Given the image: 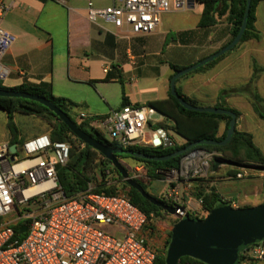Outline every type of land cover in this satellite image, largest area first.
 Masks as SVG:
<instances>
[{
	"label": "crops",
	"instance_id": "0c3cea01",
	"mask_svg": "<svg viewBox=\"0 0 264 264\" xmlns=\"http://www.w3.org/2000/svg\"><path fill=\"white\" fill-rule=\"evenodd\" d=\"M5 3L9 9L0 16V27L13 33L16 40L0 60V65L7 71L6 77L1 79L3 85H48L53 95L75 103L74 115L78 117L80 113H85V119L109 115L113 110L122 108L123 85L131 104L167 99L173 73L170 63L191 66L226 46L231 39L227 15H223L213 26H199L203 6L198 2L193 7H189V3L183 8L189 12L180 17V27L174 28L167 21L162 23L160 20L157 29L151 33H135L127 26L120 27L123 30L120 32L103 28L90 20L87 6H73L70 0H5ZM255 14V26L260 35L258 39L246 40L215 58L216 62L207 68L192 70L181 76L176 81V87L184 95L201 103L200 106H215L223 102L237 110V129L250 133L264 154V118L254 108V96L257 94L264 114V0L258 3ZM60 19L65 22L62 27L58 25ZM161 24L164 28L159 30ZM105 67H108V71H104ZM254 72L256 79L251 81ZM151 78L159 80L149 81ZM107 83L120 86V104L107 96ZM80 84L96 85L106 104L105 109L100 110L101 114L91 113L89 104L83 106L84 102L77 103L70 98L71 91ZM151 109L152 113H159ZM3 112L7 135L0 140V146H10L12 134L8 128V115ZM22 115L27 114H14L17 137L22 144L43 134L50 135L52 126L45 118L27 115L38 117L42 128L28 137L21 136L20 127L25 125L27 118L23 119ZM18 116H21L22 123L18 121ZM167 121V125L173 124ZM92 125L100 129L103 127L99 119ZM158 129L149 122L147 130L150 135L154 136ZM224 129L225 121H221L219 135ZM166 130L173 140L175 133ZM175 135L184 142L183 138ZM219 172L221 170L218 168L213 169V173L221 174ZM212 184L222 197L237 203L236 199H253L249 197L251 195L254 199L259 197L262 178L216 180ZM263 201L256 199L251 205ZM184 202L188 213L202 210L198 199L192 195H185Z\"/></svg>",
	"mask_w": 264,
	"mask_h": 264
},
{
	"label": "built area",
	"instance_id": "2783aa9c",
	"mask_svg": "<svg viewBox=\"0 0 264 264\" xmlns=\"http://www.w3.org/2000/svg\"><path fill=\"white\" fill-rule=\"evenodd\" d=\"M85 1L92 22L102 17L135 33L155 31L161 14L170 10V0H109L106 6L94 4L105 0ZM176 4L185 8L189 1L176 0ZM8 9L5 0H0V16ZM15 40L13 33L0 27V60ZM6 75L0 65V80ZM151 111L145 105L128 104L113 110L101 122L123 148L154 145V136L147 131ZM77 118L82 121L86 114L80 113ZM70 150L68 141H53L49 134L25 141L13 159L9 144L0 146V264H155L160 244L149 228L153 214H146L127 193L95 192L89 183L86 190L66 197L57 166L67 164ZM217 156L220 154L216 151L194 148L183 157L180 169L163 171L162 181L169 187L160 192L159 199L177 208L172 214L175 218L188 213L180 186L184 183L191 187L194 179L206 177ZM141 168L136 166L132 177L142 176ZM198 203L202 205V199ZM232 206L236 207L234 201ZM191 213L207 216L205 210ZM15 225H19L18 234ZM23 225L27 230L20 233ZM104 225L110 230L105 231ZM19 234L25 235L19 238ZM237 264H264V240L246 247Z\"/></svg>",
	"mask_w": 264,
	"mask_h": 264
},
{
	"label": "trees",
	"instance_id": "16d2710c",
	"mask_svg": "<svg viewBox=\"0 0 264 264\" xmlns=\"http://www.w3.org/2000/svg\"><path fill=\"white\" fill-rule=\"evenodd\" d=\"M260 1L262 0H252L247 27L237 45L246 40L252 38L258 39L260 37L255 26V12L256 7ZM197 2L202 4L203 6V11L199 22L200 27L213 26L223 15H227V20L231 25V42V40L238 34L243 23L247 0H197ZM236 46H234L231 50H233ZM217 59H214L213 61L208 62L206 65L200 66L193 71L203 70L208 66L214 64ZM170 67L173 70V73L170 76L171 79L176 72L189 66L170 63ZM254 70H257L256 65L254 66ZM255 79L256 74L254 72L251 77V81H254ZM178 80L179 79H177V81ZM0 88L16 91H28L32 94L43 95L50 99L64 112H66L76 124H78L83 130L92 135L95 139L114 148H123L122 145H120L117 141L107 139L102 129L92 125V123L98 119L100 121L104 120L107 115L100 117H88L87 119L80 121L73 113V107L75 106V103L65 97H57L53 95L51 93V87L48 85L7 87L3 85L2 81L0 80ZM176 90L189 103L199 106L202 105L197 100L184 95L178 87H176ZM254 98V108L264 118V114L263 112H261L259 96L255 94ZM128 104L131 103L128 96L126 95V90L123 85L122 106H126ZM135 105H145L153 108L164 116V120H170L173 122L171 126L167 125L164 122H161L155 126L150 124L155 129L160 127L170 129L175 134L184 139V142L182 144H177L175 142L170 147H165L163 144L158 146H154L153 144H132L126 148L135 152H142L150 155H167L183 148L187 144L201 139L221 141L226 137L229 121L231 119L230 115L227 114L202 112L185 108L178 101V99L171 94L170 88L169 97L167 99L152 100L148 101L145 104L136 103ZM215 107H224L227 109H231L237 114V116H239V112L237 110L229 108L223 102L215 104ZM0 110L5 111L8 115V128L10 129L12 134L10 145L15 143L17 144V146H19V144H21V141L17 137V129L14 122V114L17 112L27 115H37L49 120H53L52 129L50 132V136L53 141H68L71 139L70 136H74L76 141H78V143L82 145L78 146L73 143L67 164L57 166L59 184L61 185L67 198H72L82 191L86 190L89 183H92L94 185L95 192H105L107 194H116L119 192L118 189L121 187L123 189H126V193L130 196L132 202L140 209H142L146 214L151 215L153 213L156 217H160L163 215L164 210L161 207L154 205L145 197H143L137 189L130 187L123 180L121 174L113 166L112 162L109 159L105 158L100 152L92 148L90 145L85 144L83 141L79 140L71 132L69 127L45 105L28 98L0 96ZM221 121H225V129L223 133L219 135V125ZM195 148H203L207 151H216L220 154V156H217L216 159L219 158L236 165H264V154L262 153L261 149L254 143L252 135L250 133L239 131L237 129V126L233 136L227 144H204L197 145ZM188 152L161 161L143 159L140 157L131 156L130 154H118L117 157L121 163L122 158H132L137 162L136 164L145 167V170L142 171V176L135 177V179L139 183H141V185L149 192L148 184H151L152 180H158L162 178L163 171L170 169H180L182 159ZM214 164L215 159L212 161V168ZM124 167L128 170L131 176H134L131 168H128L125 165ZM108 169H110L111 171V176L107 173ZM211 171L213 172V169H211ZM229 175L235 176L236 173L235 171H229ZM146 177H149V180L146 179ZM194 181L195 182L193 183L192 195L197 199H202V210H205L209 214L214 209L222 205H229L233 207V200L225 199L224 197H222L215 186H205L204 183L211 182V180L207 178H196L194 179ZM152 195L159 198L156 194ZM249 206L252 205H243L239 207ZM187 214H189V217L191 219L194 218L197 220H202L205 218L194 216L193 213ZM184 218L185 216L181 219L176 218V221L182 220ZM14 228L16 233L18 234L19 225H15ZM24 235L25 234H19L18 237L22 238ZM171 235L172 231L169 232L167 244L169 242V239L171 238ZM186 262L205 264L202 261L186 256L181 257L178 264H184ZM155 264H166V250H164L163 254L160 253L157 256Z\"/></svg>",
	"mask_w": 264,
	"mask_h": 264
},
{
	"label": "water",
	"instance_id": "95a60500",
	"mask_svg": "<svg viewBox=\"0 0 264 264\" xmlns=\"http://www.w3.org/2000/svg\"><path fill=\"white\" fill-rule=\"evenodd\" d=\"M190 5L189 7H193L197 0H188ZM252 0H247V6L245 10V15L243 19V23L240 27L238 34L229 42L226 46L219 49L217 52L209 55L205 59L189 66L184 69L176 72L170 80V89L171 94L174 95L178 101L187 109L202 111V112H213V113H221L230 115L231 119L229 121V126L227 129L226 137L219 140H206L201 139L190 144L185 145L183 148L176 150L173 153L157 156L145 154L142 152H135L133 150H129L126 148H114L109 146L106 143H103L97 139H95L88 132L83 130L78 124H76L71 117L60 109L56 104H54L50 99L43 95L32 94L28 91H16L11 89H1L0 88V96L7 97H23L32 99L40 102L45 105L51 111H53L58 118L64 122L71 132L85 144L90 145L92 148L100 152L105 158L109 159L113 166L118 170L121 174L123 180L132 188L137 189L143 197L149 200L154 205L161 207L164 211L169 214H175L177 208L165 203L161 199L155 197L150 192H148L142 185L139 183L134 177H132L128 170L124 167V165L120 162L117 155L118 154H130L131 156L140 157L143 159L149 160H166L171 157L178 156L180 154L186 153L192 149H194L197 145L211 144V145H225L229 142L231 137L233 136L236 130L237 123V114L231 110L224 107H215V106H199L189 103L185 100V98L180 95L176 90V81L181 76L191 72L207 64L208 62L213 61L215 58L225 54L230 51L237 43L241 40L243 33L247 27L248 16L250 12ZM162 144L165 147H170L174 144L172 138L168 135L167 130L164 127H160L158 132L154 135L153 143L154 145ZM18 147L17 144L10 145V152L12 154V159L14 155L17 153ZM225 163L222 159H215V164L213 169ZM229 164H234L228 162ZM260 169H264V165L258 166ZM185 218L189 221L191 218L189 214L185 215ZM195 223H190L192 225H196L199 230H201L203 236H207L208 239L214 240L219 247L216 249L215 258L212 256H198L204 263L207 264H237L238 256L241 250L245 249L249 245L264 240V202L258 205L249 206V207H238L234 208L229 205H222L214 209L210 212L203 220L192 221ZM27 230V225H23L20 228V233H24ZM181 239H185L183 235H181ZM173 250L174 256L173 261L175 264H178L180 258L184 256L180 251L177 254L176 252L179 250L177 241L173 242Z\"/></svg>",
	"mask_w": 264,
	"mask_h": 264
},
{
	"label": "rangeland",
	"instance_id": "374dc122",
	"mask_svg": "<svg viewBox=\"0 0 264 264\" xmlns=\"http://www.w3.org/2000/svg\"><path fill=\"white\" fill-rule=\"evenodd\" d=\"M70 4L73 6L77 7H86L87 2L85 0H70ZM95 6H106L110 5L109 0L105 1H94ZM186 12H189L188 9H183L181 7H178L176 4V0H170V10L163 12L161 14V21L164 23V20L167 21L168 23L172 24L174 28L180 27V17H182L183 14ZM65 22L64 20L60 19L59 20V27H62ZM97 24L101 25L103 28L106 29H112L116 32L123 31L121 28L115 27L113 24L110 22H107L104 18L98 17L97 18ZM163 25L161 24L159 30L163 29ZM241 45V44H240ZM239 45V46H240ZM159 79L158 78H151L149 81L157 82ZM107 89V96L111 99H113L117 104H120L121 102V91H120V86L117 83H107L105 86ZM71 97L73 98L74 101L77 103H83V106H86L89 104L91 113L95 114H101L100 110L102 108L105 109L106 104L105 102L101 99L100 93L98 89L96 88L95 84H80L75 87L73 91H71ZM98 110V111H97ZM21 116H18V121L23 122L22 119L20 118ZM23 117H27L25 125H21V136L28 137L29 135L33 133H38L40 132V129L42 128V125L40 124V120L36 116H25L22 115ZM44 118V117H43ZM24 119V118H23ZM48 123L52 126L53 120H49L45 118ZM45 121L46 125H48V128L50 127L49 124ZM149 122L151 125L155 126L161 122H168L167 120H164V118L157 112H150L149 113ZM99 123V121H98ZM97 123V124H98ZM45 125V126H46ZM102 130L104 132V135L107 139L112 140V137L110 133L108 132L107 127L103 125ZM148 131V130H147ZM7 135V127H6V121L4 119V112L0 110V140H3ZM70 140L68 142L71 144V147L73 143H75L78 146H82L81 144L76 141L74 136H70ZM173 140L177 144H182L183 141L179 140L175 134H173ZM174 142V143H175ZM22 146V143L19 145V147ZM22 154L21 151L18 152V155ZM23 156V155H20ZM122 163L128 167L131 168L133 173L135 170L136 166H139V164H136L137 162L132 159V158H122ZM143 167V166H142ZM141 173L142 171L145 170V167L141 168ZM212 164L210 166L209 173L206 177H200V178H207L211 180V182H206L204 183L205 186L209 185V187L214 186L212 182L216 180H252V179H259L262 178V188L260 187V192L261 194L259 197H254L251 195L249 197L251 198H246L244 200L241 199H236L235 201L237 202V207L243 206V205H251L256 199L257 201H263L264 200V169L258 168V166L255 165H236V164H229L228 162L225 161L221 166L218 167V170H221V174H215L211 171ZM224 170V171H222ZM229 171H235L236 175H229ZM107 173L111 176V171L110 169L107 170ZM165 177L163 174L162 178L158 180H152L151 184L149 185V192L152 194H156L158 197L160 196V192L166 191L168 189V185L166 181H162V179ZM195 181H192L191 187L186 186V184H182L180 186V195L184 198V196H189L192 195L193 192V183ZM254 186V184H252ZM251 187V185H250ZM253 188V187H252ZM120 192L126 193V189L119 188L118 189ZM259 190V189H258ZM192 197H194L192 195ZM153 214V213H152ZM192 221H197V219H190L189 221L184 218L182 220H177L176 218L172 215L167 213L166 211L163 212V215L160 217H156L153 214L152 221L150 223V229L153 230V234H157V237L159 239V249L160 253L163 254L164 250H166V264H175L173 261V256H174V250L172 246L174 245L173 242L177 241V245L179 250L176 252L177 254L179 251L186 257H191L194 259H197L201 261L198 256H212L215 258L216 254V249L219 247V245L216 244L214 240H210L207 238V236H203L201 230L197 228V226L194 224L190 223H195L191 222ZM203 220V219H202ZM103 229L105 231L110 230V226L104 225ZM173 229V230H172ZM172 231L171 238L169 239V242L167 244V239L169 237V232ZM181 235L185 237V239H181ZM244 250V249H243ZM241 250L238 256V261L241 256ZM182 256V257H184ZM203 262V261H202ZM204 263V262H203ZM207 264V263H205Z\"/></svg>",
	"mask_w": 264,
	"mask_h": 264
}]
</instances>
